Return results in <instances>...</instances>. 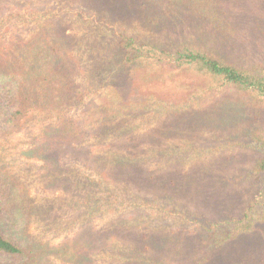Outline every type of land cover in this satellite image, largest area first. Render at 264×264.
<instances>
[{
    "label": "rangeland",
    "instance_id": "obj_1",
    "mask_svg": "<svg viewBox=\"0 0 264 264\" xmlns=\"http://www.w3.org/2000/svg\"><path fill=\"white\" fill-rule=\"evenodd\" d=\"M204 2L203 6L194 0H3L1 5L3 8L12 4L23 10L63 9L50 23L56 25L59 34L66 39V52L80 81L96 78L103 71V66L107 65L104 60L110 56L106 49L112 46L118 34L168 46L195 38L199 26H204L201 31L212 27L210 25L220 30L215 34L216 39L211 40L210 36L208 39L233 62L247 69L264 64V0ZM169 71L167 66L153 71L140 64L120 69L114 73L115 82L111 86L71 110L69 115L85 127L84 142L76 148L84 151L87 158L79 156L68 162L91 169L94 163L89 160L99 152L133 157L145 149L147 155L153 143L157 152L153 146L151 158L138 167L140 173H146L145 185L159 181L161 187L165 186L162 193L169 194L174 203L207 219L238 216L246 200L255 196L258 189L253 181L236 182L234 177L250 170L260 156L256 149L246 145L245 131L252 127L264 130V102L256 105L242 93L224 90L198 106L177 110L188 95L199 92L202 81L191 74L179 75L168 86L163 83V76ZM148 96H157L169 109L160 115H154L151 109H135ZM114 111L119 114L114 121L120 133L117 134L115 128V137L106 139L101 134L104 115L114 114ZM188 113L193 115L182 116ZM204 116L205 122L201 120ZM97 117L101 121L98 122ZM158 128L163 129V133L154 136ZM181 157H185L183 161ZM5 161L18 171H31L33 176L43 173V161L25 159L17 150L10 152ZM105 176L119 186L134 185L131 183L133 170L129 168L121 175L106 173ZM149 186L147 191L152 190ZM28 189L34 200L30 208L31 230L42 233L43 241L51 244L72 237L82 225L98 232L112 219L126 216L117 212L92 217L83 224H69L56 236V230L47 231L40 226L39 202L44 197L58 200L65 194L47 191L41 182L34 180H30ZM60 206L56 204L60 210L49 213L46 218L60 216ZM150 217L145 221V229L125 227V231L111 236L100 249L91 253V264H130L126 260L134 250L135 255L144 253L145 264H264V223L235 242L214 250L198 240L192 223L176 221L171 216L156 219L152 214ZM69 219L64 216V220ZM112 242L128 249L119 247L117 250Z\"/></svg>",
    "mask_w": 264,
    "mask_h": 264
},
{
    "label": "trees",
    "instance_id": "obj_2",
    "mask_svg": "<svg viewBox=\"0 0 264 264\" xmlns=\"http://www.w3.org/2000/svg\"><path fill=\"white\" fill-rule=\"evenodd\" d=\"M2 1L0 264H91V253L100 249L111 236L125 231V227L145 229V221L151 219L152 214L156 215V219L171 216L176 221L192 223L198 240L214 250L235 242L264 223V130L260 127L245 131L246 145L256 149L260 153L259 158L250 170L234 177L236 182L253 181L258 184L257 193L246 200L240 215L225 219H207L174 203L169 194L162 193L165 186L161 187L159 181L151 184L152 187L145 185L146 173H140L138 167L151 158L153 146L154 152H157L152 142L148 148L151 153L147 155L145 149L142 154L133 157L99 152L93 160H89L94 163L91 169L88 166L85 169L76 167L68 162L79 156L87 158L84 151L76 148L84 142L85 127L69 115L70 111L83 105L91 95L111 86L115 82L114 73L120 69L140 64L143 68L156 71L167 66L170 71L163 76V83L168 86L179 75L191 74L200 79L202 87L199 92L188 95L176 107L177 110H184L198 106L224 90L242 93L253 104L263 103L264 64L247 69L233 62L208 39L209 36L211 40L216 39L215 34L220 30L210 25L212 27L201 31L204 26H199V34L195 38L173 42L168 46L118 34L112 46L106 49L110 56L104 60L107 65L103 66V71L96 78L88 77L80 81L66 52V39L59 34L57 26L50 23L52 17L61 14L63 9L23 10L12 4L2 8ZM194 1L203 6L205 4L204 0ZM157 102L160 104L156 105ZM108 106L113 109L112 105ZM139 108L151 109L154 115L163 114L169 109L167 103L159 101L157 96H148L144 103L135 106V109ZM117 112L104 115L101 134L106 139L115 137V128L118 130L116 133H120V127L117 124L115 127L114 121L119 115ZM192 115L188 113L182 116ZM205 118L201 120L205 122ZM96 119L101 121L99 117ZM161 133V128L154 130V136ZM143 140L145 144V138ZM13 150H17L25 159L43 161V173L33 176L31 171H18L17 167L9 165L5 157ZM184 158L181 157L180 161ZM128 168L133 170V187L119 186L115 180L105 176L106 173L121 175ZM30 180L41 182L47 191L65 194L58 200L44 197L39 202L40 226L47 228V231L56 230V236L69 224H83L92 217L117 212L128 216H124L125 219H112L98 232L82 225L72 237L51 244L43 241L42 233L31 230L30 208L34 200L29 194ZM148 186L152 188L151 191H147ZM56 204L61 205V215L46 218L49 213L60 210ZM65 215L70 219L64 220ZM113 247L117 250L119 247L128 249L116 243H113ZM126 261L145 264V255H135L134 250Z\"/></svg>",
    "mask_w": 264,
    "mask_h": 264
}]
</instances>
